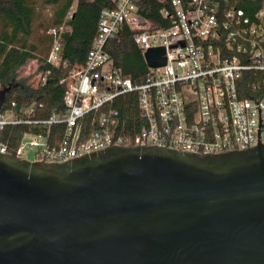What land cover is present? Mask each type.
<instances>
[{
    "label": "built area",
    "instance_id": "1",
    "mask_svg": "<svg viewBox=\"0 0 264 264\" xmlns=\"http://www.w3.org/2000/svg\"><path fill=\"white\" fill-rule=\"evenodd\" d=\"M106 1L82 65L62 58V36L76 4L59 27L47 30L52 45L44 62L62 71L64 112L43 117L41 100L23 107L3 101L0 154L54 164L110 147L157 146L205 156L264 146V0ZM141 11L156 12L158 20ZM122 29L144 62L147 51H164L165 64L146 65L142 81L113 64L110 44ZM30 64L31 83L43 86L50 72L39 71L36 60ZM122 97L132 106L130 126L114 107ZM21 126L27 130L11 147L4 134Z\"/></svg>",
    "mask_w": 264,
    "mask_h": 264
},
{
    "label": "water",
    "instance_id": "2",
    "mask_svg": "<svg viewBox=\"0 0 264 264\" xmlns=\"http://www.w3.org/2000/svg\"><path fill=\"white\" fill-rule=\"evenodd\" d=\"M0 264H264V146L110 147L54 164L0 154Z\"/></svg>",
    "mask_w": 264,
    "mask_h": 264
},
{
    "label": "trees",
    "instance_id": "3",
    "mask_svg": "<svg viewBox=\"0 0 264 264\" xmlns=\"http://www.w3.org/2000/svg\"><path fill=\"white\" fill-rule=\"evenodd\" d=\"M37 2L52 7L49 19L41 18L35 7ZM73 3L76 7L68 22L70 30L62 36V58L70 66L84 63L96 33L100 11L108 6L106 0H0V86L12 85L4 101H15L23 107L32 100H41L46 105L43 117L51 111L64 112V85L59 84L62 71L44 62L52 45V38L46 32L61 25ZM149 3L154 6V2ZM140 13L158 20L156 12ZM110 55L114 66L132 81H142L146 76L147 67L141 51L126 29H122L118 39L110 44ZM31 60L37 61L39 71L50 72L43 86H34L30 82L32 75L19 76L20 69ZM126 97L116 100L114 107L121 118L127 117V126H130L132 106ZM61 129L59 127V131ZM26 130V127H15L4 137H8L11 147H16Z\"/></svg>",
    "mask_w": 264,
    "mask_h": 264
},
{
    "label": "rangeland",
    "instance_id": "4",
    "mask_svg": "<svg viewBox=\"0 0 264 264\" xmlns=\"http://www.w3.org/2000/svg\"><path fill=\"white\" fill-rule=\"evenodd\" d=\"M35 7L37 9V12L41 15V18L49 19L51 13H52V7L48 5H44L41 2H37L35 4ZM34 66L28 62L25 66H23L20 69L19 76L20 77H26L32 74V71H34ZM31 82V81H30ZM31 158V156H30Z\"/></svg>",
    "mask_w": 264,
    "mask_h": 264
}]
</instances>
